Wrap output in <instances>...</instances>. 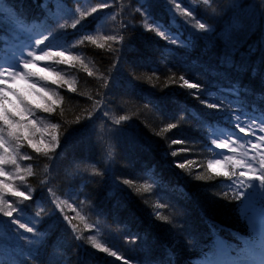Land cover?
Masks as SVG:
<instances>
[{
  "label": "trees",
  "instance_id": "1",
  "mask_svg": "<svg viewBox=\"0 0 264 264\" xmlns=\"http://www.w3.org/2000/svg\"><path fill=\"white\" fill-rule=\"evenodd\" d=\"M142 2L111 0L92 13L100 0H3L0 47L17 31L52 33L48 43L79 56L93 75L79 63L52 62L76 91L54 86L55 110L40 112L48 126L59 125L54 152L22 148L21 155L31 158L22 159L21 169L31 167L32 175L22 171L24 182L16 185L31 189L33 199L10 201L22 209L14 217L35 225L37 234L16 224L0 228V264H122L93 249L91 236L131 264H195L215 253L218 239L234 249L249 236L239 199L221 188L225 177L207 168L208 134L225 128L227 90L246 109L264 113V0H146L147 20L136 10ZM177 3L192 10L194 19ZM82 12L89 15L81 17ZM76 19L81 23L73 29ZM195 19L211 31L196 29ZM150 23L178 43L149 30ZM85 35L97 44L84 41ZM111 35L117 40L104 39ZM181 75L200 90L182 87ZM202 101L222 107L208 108ZM121 116L128 120L115 125ZM170 123L177 127L165 132ZM122 179L134 186L113 196V181ZM144 186L149 191H135ZM156 212L170 222L156 219ZM7 219L0 213V221Z\"/></svg>",
  "mask_w": 264,
  "mask_h": 264
},
{
  "label": "snow or ice",
  "instance_id": "2",
  "mask_svg": "<svg viewBox=\"0 0 264 264\" xmlns=\"http://www.w3.org/2000/svg\"><path fill=\"white\" fill-rule=\"evenodd\" d=\"M111 0H100V3L96 7H93L91 12L96 13L98 9H104L109 7ZM175 2V0H174ZM208 0H205L207 3ZM176 8L189 18L194 19V12L185 8H181L180 4H176ZM137 12H141L143 17L147 20L150 17V12L145 2L139 4V7L136 9ZM3 12V0H0V13ZM81 17L89 15V13H80ZM81 23L80 19H76L74 23L71 24V27L75 29L77 25ZM149 30L157 31V34L164 39H170L172 44H177L178 39L175 36H170L164 30H160L159 26L149 24ZM60 29L65 28V24H59ZM195 28L203 30L205 32H210L211 30L207 28L205 22H201L199 19H195ZM50 38H54L52 33L48 35H42V37H37L32 42V47H35L36 51L29 50L27 54L21 53V56L15 60L14 63H0V149L3 150L0 153V176L8 177L11 179L9 173H6L2 165L11 164L15 167L17 173V179L23 184L25 177L20 175L21 171H26L28 175H32L31 167H28L26 170H22L18 159L28 160L31 157L28 155L18 156V150L22 146L21 141H26L28 146L32 148L37 153H43L48 155L59 145V138L56 134V130L59 128L57 124H51L43 129L37 126V120L32 118L35 116V110H42L44 113H52L55 110V107L58 104V100L55 98L57 93L45 86H40V84L35 81L33 78L38 77V81H42L45 84L51 83L53 85L58 84H67L72 91H76L72 87L71 82L61 74V71L56 70L50 64H46L45 67L39 68L36 71H33L36 68L38 61H51L55 65H75L79 63L84 66V70L88 72L89 76H92L93 73L88 70L87 66L84 65V61L76 55H72L64 50H59L53 52L52 45L48 43ZM84 41H89L92 44H97L96 38L92 35H85ZM106 41H116L117 36H105ZM122 39V38H121ZM83 41H81L82 43ZM43 45V47H40ZM100 48L104 47V44L101 43L98 45ZM45 49H48L47 51ZM39 53V54H38ZM179 80L183 81L182 87L188 89L200 90L201 85L190 82L185 76L181 75ZM23 82L25 87L23 89L18 88L17 84ZM109 85L108 79L104 80V88H107ZM198 98V96H197ZM202 103L208 107L220 110L222 107L220 104L202 101ZM91 116V114H89ZM106 116L107 113L105 112ZM241 114L236 116L235 127L239 129L240 133H245L246 136L251 135L255 136V131H247L245 127L241 126L240 119ZM257 117H251L255 127L259 129L261 133H264V117L259 118V123H256ZM127 116H121L119 119L114 121L115 125H120L122 121H127ZM48 127L51 128V141L46 143L43 139L44 133L48 132ZM177 127L175 123H170L167 125V128L164 131H168ZM119 131V129L117 130ZM6 132V136H5ZM36 133L41 134V139L35 140L34 137ZM223 135V133H221ZM239 139V137H237ZM258 142H251V149L253 151L261 149L264 145V135L256 137ZM172 144L185 143L180 140H172ZM211 143L215 145L216 149H229V142L227 139H219V137L214 138ZM240 148L243 149L244 145L241 144ZM182 151H187V149H182ZM230 151L233 155H227L223 152L217 153L218 156L223 158L210 159L207 164V168L210 173L214 174L215 177H225L230 181V188L238 187L239 189H245L244 191H237L238 197H244L246 199L247 194L254 188L260 189L264 192V152L260 153L259 160H257L256 155L248 156V152L241 151L238 153L236 147H231ZM173 156L177 155L176 151L171 153ZM180 169L185 168L184 163H179L177 165ZM237 169H246L244 171L237 172ZM235 177V180L233 179ZM211 176L197 175L195 179L197 180H207L211 179ZM238 182V184H237ZM258 182V183H257ZM45 183L42 181V184ZM125 186L133 187L134 182L131 179H122L114 180L112 184V195L115 196L118 193L124 191ZM51 192V190L49 189ZM137 193L147 192L149 188L144 186L143 188H135ZM53 196L55 193H51ZM6 195L12 197L21 198L20 202L32 200V190L28 189L26 186L22 190L21 187L16 186L15 184L6 183L5 180H0V213H3V216L9 217L10 222L18 225L20 229H24L27 233H32L33 236L37 234V228L35 225L29 226L28 223H22L19 218L14 217V213H21L22 209L17 207L15 204L10 203L5 199ZM59 208V205H56ZM158 207H164V205H158ZM75 211V209H73ZM62 212V209H61ZM79 215V213H77ZM36 217H41V212H36ZM155 218L162 222H170L167 215H163L159 212H156ZM83 219V217H81ZM63 220L68 223L69 227L73 232L76 231V225L72 223L71 219L67 215H63ZM77 240L85 239L84 237L77 235L74 237ZM138 238H132L130 242H135ZM88 243L93 249L98 250L99 252L107 253L108 255L116 258L117 260H123L124 264H131V261L124 258L118 254L117 250H113L111 247L105 246L102 243L97 242L95 236L87 238ZM170 260V258H169ZM208 264H214V261H208Z\"/></svg>",
  "mask_w": 264,
  "mask_h": 264
},
{
  "label": "rangeland",
  "instance_id": "3",
  "mask_svg": "<svg viewBox=\"0 0 264 264\" xmlns=\"http://www.w3.org/2000/svg\"><path fill=\"white\" fill-rule=\"evenodd\" d=\"M41 32L36 31H17L15 34L12 35V40L10 42H7L3 45H1L0 49V63H14L17 58L21 56V53H24L25 55L29 50L36 51L35 47H32V42L37 37H42ZM40 47H43L41 45ZM46 51L48 49H45ZM53 52L59 51L58 49H54L52 47L51 49ZM39 54V53H38ZM46 64H50L52 67H54L56 70H58L57 66L52 64L51 61H38L36 64V68L33 69V71L38 70L39 68L45 67ZM62 74V73H61ZM63 75V74H62ZM64 76V75H63ZM66 78V77H65ZM35 81H37L40 86L48 87L56 92V88L49 83H44L42 81H38L37 78H33ZM68 79V78H66ZM18 88L23 89L25 85L23 82L17 84ZM225 93L230 94L226 96V98L222 101L223 104L228 106V110L230 112H226L224 117L225 121V128L224 129H215L210 130L209 134V140H210V151H211V157L210 159H217V158H223L222 156H218L217 153L223 152L227 155H233V153L230 151L231 147H236L238 150V153L241 151L248 152V156L256 155L257 160H259V156L261 152H264V145H262L261 149L253 151L251 149V142L255 143L258 142L256 137L260 135H264V133H261L257 127L253 124V121L251 120V117L255 116L257 117L256 123H259V118L264 117V113H260L256 111L255 109L248 110L246 107H243L238 100L232 97L233 91L227 90ZM57 99V96L55 97ZM223 107V108H226ZM40 112H43L42 110H35V116L32 117L37 120V126L41 129L47 127V122L43 119V117L40 115ZM241 115L240 124L241 126L245 127L247 131H255V136L248 135L246 136L245 133H240L239 129L235 127V121L236 116L238 114ZM223 133V135H221ZM6 136V132H5ZM219 137V139H227L229 142V149H216L215 145L211 143V141L214 138ZM239 137V139H237ZM35 140L41 139V134L36 133V136L34 137ZM43 139L46 143L50 140V131L48 127V132L44 133ZM22 146L18 150V156H22V148L25 145H28L26 141H21ZM243 144L244 148L241 149L240 145ZM3 150L0 149V153H2ZM18 163L22 164V159H18ZM6 173H9L11 176V179L8 177L0 176V180H5L6 183L10 184H18L19 179H17V173L15 171V167L11 164H5L2 165ZM246 169H237L236 171H244ZM20 175L24 174L19 173ZM235 180V177L233 178ZM231 182L228 181L227 178H225L224 183L221 185L222 188L229 191L233 195H235L239 199V207L238 212L239 215L244 218V220L247 223L248 226V233L249 236L247 240L245 241V247L244 249L249 250L247 253L243 252H237L235 255H231L229 252L225 251L224 242L223 241H217L216 245L218 248V254L216 255L217 259L212 260L214 261V264H264V192H262L258 188H254L251 190L247 196L246 199L244 197H238L237 191H244L245 189H239L238 187L230 188L229 184ZM258 183V182H257ZM238 184V182H237ZM17 186V185H16ZM23 190V189H22ZM12 196L6 195L5 199L7 201H10V198ZM9 223H5V222ZM14 224L10 222V220H1L0 221V228H10ZM23 230V229H22ZM239 254V255H238ZM219 258V259H218ZM113 260L117 261L116 258H113ZM121 260H119L120 262ZM208 261H211L210 259H202L197 261L195 264H208ZM122 264H124L123 261H121Z\"/></svg>",
  "mask_w": 264,
  "mask_h": 264
}]
</instances>
